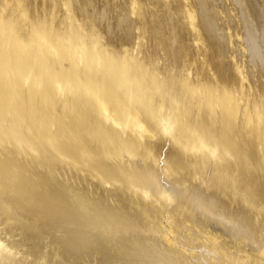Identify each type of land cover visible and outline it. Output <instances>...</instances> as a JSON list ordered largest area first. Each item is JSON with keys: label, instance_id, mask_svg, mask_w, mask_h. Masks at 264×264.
I'll use <instances>...</instances> for the list:
<instances>
[{"label": "rangeland", "instance_id": "rangeland-1", "mask_svg": "<svg viewBox=\"0 0 264 264\" xmlns=\"http://www.w3.org/2000/svg\"><path fill=\"white\" fill-rule=\"evenodd\" d=\"M0 65V105L26 116L4 122L24 143L0 138V264H264V0H0ZM81 120L71 157L57 125ZM46 201L102 206L113 231L76 245Z\"/></svg>", "mask_w": 264, "mask_h": 264}, {"label": "bare ground", "instance_id": "bare-ground-1", "mask_svg": "<svg viewBox=\"0 0 264 264\" xmlns=\"http://www.w3.org/2000/svg\"><path fill=\"white\" fill-rule=\"evenodd\" d=\"M238 1V0H237ZM240 3V2H239ZM258 3V2H257ZM239 5V4H238ZM92 14V13H91ZM245 18V17H244ZM91 22H92V20H90ZM248 21V20H247ZM116 24V23H115ZM90 26V25H89ZM86 27V26H85ZM109 28V27H108ZM197 28V27H196ZM249 28V27H248ZM102 29V28H101ZM77 30V29H76ZM248 30V29H247ZM207 31V30H206ZM251 31V30H250ZM77 32V31H76ZM75 32V33H76ZM209 36V35H208ZM257 41V40H256ZM254 44V43H253ZM25 59V58H24ZM20 62V61H19ZM21 62H23V61H21ZM20 62V63H21ZM19 63V64H20ZM26 64V63H25ZM24 65V64H23ZM1 66V65H0ZM18 67L16 68V67H14V68H12L13 69V72L11 73V74H3V76L4 77H6V78H8L9 80H18L17 78H20L21 80H29V81H31V82H33L34 83V85L35 86H42L43 85V75H39V74H36V75H33V72L31 71V69L30 68H28V67H24V66H19V65H17ZM26 66V65H25ZM1 76H2V74H1ZM1 76H0V78H1ZM109 77V76H108ZM110 80L112 81H110V83H109V85L107 86V85H103V87L102 88H104L105 90H107L109 93H110V100L106 103V105H112L113 107H116V108H118V109H120V108H123V109H126V107H125V104H129L128 102L130 101V100H126L125 98H124V96L120 93V95L119 94H117L116 93V85H115V82L117 81V75H116V72H114L112 75H110ZM106 83V82H105ZM0 85H1V83H0ZM2 86V85H1ZM97 89V87H95L94 88V91ZM3 90H5L4 88H3ZM6 91V90H5ZM9 94V93H8ZM48 94V93H47ZM10 96H11V98L14 96V94H9ZM46 95V94H45ZM103 95H105L106 96V94H104L103 93ZM130 95V94H129ZM16 96V98H18V95H15ZM132 95H130V97H131ZM1 97H2V95H1ZM0 97V103H1V101H3V100H5V98H1ZM127 97V96H126ZM132 98V97H131ZM46 99V98H45ZM46 101V100H45ZM131 102V101H130ZM48 103V102H47ZM104 105H102V107H103ZM120 107V108H119ZM143 110V109H142ZM122 113V112H121ZM144 114V113H143ZM7 115H12V117H14L15 118V120H17V121H21V120H23L26 116H25V114H22L19 110H15L13 107H11L9 104H1L0 105V138H9V139H15L18 143L20 142V144H22V143H24V141H26L24 138H23V135H22V133L20 132L21 131V128H22V124H16V126H14V128L13 129H11V130H8V129H6L5 127H4V122H6V120H7ZM47 118V117H46ZM50 119V118H49ZM47 121V120H46ZM57 122V121H56ZM56 126V125H55ZM87 127V125L85 126L84 125V123H83V120H81V121H78V123H74V124H70V123H68V124H62V123H58V125H57V133H60L61 132V130H65L66 132H65V134H67L68 135V138H69V140H71V142L69 143V145L66 147V148H68V149H66V151L68 152V153H70V154H68L66 151V153L65 154H67V155H69V156H71V157H73V155H76L77 154V152H78V149L80 148V146L83 144V142H84V139H86V138H84L83 137V135H84V130H85V128ZM163 127L166 129V130H168V131H171L172 130V128H171V126L169 125V124H166V123H164L163 124ZM55 131V132H56ZM69 132H71V134H72V137H71V135H69L68 133ZM87 132V131H86ZM54 133V132H53ZM80 136H82V139L80 138ZM191 136H192V134H191ZM189 137V142H191L192 144H194V143H196L198 140H200L201 141V144L202 145H209V146H212V147H214V146H216V144H217V146H218V143H216V142H213L212 140H211V137H210V139L209 138H207L206 137V135H201V134H194V136L193 137ZM88 138V137H87ZM188 139V138H187ZM14 140V141H15ZM12 141V140H11ZM28 142V144H30V146L31 147H33L34 148V146H35V144L37 145V143L36 142H33V141H30V140H28L27 141ZM13 144V143H12ZM17 144V143H16ZM198 144V143H197ZM199 145V144H198ZM216 146V147H217ZM227 146H229V148H232L234 151H237V152H240L242 149H237L238 147V144H227ZM226 146V147H227ZM225 148V147H224ZM13 149V148H12ZM17 149V148H16ZM207 149V148H206ZM92 151H93V149H92ZM100 151V150H99ZM13 152V151H12ZM75 153V154H74ZM13 162V161H12ZM173 167L174 166H180L181 165V160L180 159H177V160H175L173 163ZM6 166V165H5ZM182 166V165H181ZM180 166V167H181ZM118 167V166H117ZM180 167H178V169L180 168ZM183 167V166H182ZM187 167H189V166H187ZM186 167V168H187ZM121 168V170L120 171H116L117 172V174H119V175H125L126 174V171H125V167H123V169H122V167H120ZM176 168V167H175ZM185 168V167H184ZM5 169V168H4ZM3 169V170H4ZM177 169V168H176ZM0 170H2L1 168H0ZM5 171H7L6 169H5ZM9 172V171H8ZM188 172V171H187ZM130 173V172H129ZM132 173V172H131ZM134 175V174H133ZM139 175V174H138ZM131 176L129 175V179L127 180V182H130L131 183V181H134V179H132V178H130ZM145 176L141 173L140 175H139V178H140V180H138V184H137V186L139 185H141L140 187L141 188H144V187H148V190H147V192H150V191H152V190H154V188L156 187L157 188V185H156V183H153V181H151V183L149 184V183H147V180H145V179H142V178H144ZM138 178V177H137ZM44 179V178H43ZM136 179V178H135ZM21 180V179H20ZM143 180V181H142ZM25 185H28L33 191H34V195L37 197V196H39L38 198H41V197H43L44 195L42 194L41 195V193L39 192L40 191V189H39V187L41 186L39 183H34V182H25ZM23 186V185H22ZM47 186V185H46ZM154 187V188H153ZM18 188V187H17ZM19 189V188H18ZM26 189V188H25ZM10 190V189H9ZM19 190H21V189H19ZM24 190V189H23ZM157 190V189H156ZM43 191V190H42ZM28 192H30L29 191V188H28ZM10 193H12V192H10ZM25 193H27V191H25ZM2 194V193H1ZM0 194V195H1ZM21 194V193H20ZM51 194V192H48V194L47 195H50ZM5 195V194H4ZM9 195V194H8ZM11 195V194H10ZM9 195V196H10ZM27 195H29V193L27 194ZM41 195V196H40ZM18 196V195H17ZM33 196V195H32ZM15 197H16V195H15ZM45 197V199H46V195L44 196ZM19 198V197H18ZM48 198V197H47ZM29 199V198H28ZM45 199H43V200H45ZM30 200V199H29ZM42 200V199H41ZM1 201H2V199H1ZM16 202V201H15ZM30 202V201H29ZM38 202V201H37ZM47 202V201H46ZM54 202V201H53ZM52 201H50V202H47L46 204H48L47 205V207L46 208H48V207H50V206H52V208L51 209H49V211H48V213L47 214H49L50 216H53V217H55V218H57V220L59 219H66V220H70V221H73V223H74V221L76 222V221H80L81 222V224H82V228L85 230V232H82L83 234H81V235H79V237L78 238H76V240L74 241V240H72L73 241V243L74 244H83L82 242L83 241H88L89 239H90V237L92 236L91 234H92V232H94L95 230H97L96 228H100V229H104V230H106V231H108L109 232V230H111V231H113L112 229V227L114 226H111V228L112 229H110V227H106L105 225H102V223L103 222H106V224H109V222L111 221L112 222V218L113 217H111V216H109V215H107V214H104L103 212H104V208L102 207V206H99V205H93V207H92V210H91V214L90 215H85V214H83V213H81L80 211H78V210H75V209H73V208H71L70 206H68L67 205V207L66 206H63V204H61V203H58V204H54ZM56 202V201H55ZM61 202H63V201H61ZM5 204V203H4ZM36 205V204H35ZM65 205V204H64ZM39 206V205H38ZM32 207V206H31ZM41 208H42V206H41ZM41 211V210H40ZM42 212V211H41ZM46 212H47V209H46ZM45 212V213H46ZM118 215V213L116 214V216ZM213 215V214H212ZM34 216V215H33ZM120 216V215H119ZM61 217V218H60ZM39 218V217H38ZM37 218V219H38ZM123 218V217H122ZM55 220V219H54ZM114 222V221H113ZM116 222V221H115ZM114 222V223H115ZM105 224V223H104ZM120 225V224H119ZM109 226V225H108ZM116 227V226H115ZM79 232V231H78ZM80 232V233H81ZM94 237V236H93ZM9 240V239H8ZM4 245V244H3ZM7 245V244H6ZM75 246V245H74ZM5 247V246H4ZM6 248V247H5ZM6 251H7V249H6ZM5 253V252H4ZM0 254H1V246H0ZM9 254V253H8ZM2 255V254H1ZM7 255V254H6ZM16 255V254H15ZM9 256V255H8ZM3 257V256H2ZM5 257V256H4ZM1 258V257H0ZM9 258V257H8ZM10 259H11V257H10ZM7 260V259H6ZM13 260V259H12ZM11 260V261H12ZM4 261V260H3ZM2 262V261H1ZM22 262V261H21ZM4 263H6V262H4ZM6 264H10V262L8 263V261H7V263Z\"/></svg>", "mask_w": 264, "mask_h": 264}]
</instances>
